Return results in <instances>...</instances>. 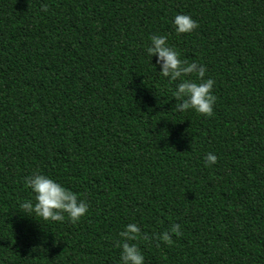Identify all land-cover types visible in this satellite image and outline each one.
I'll return each instance as SVG.
<instances>
[{"label":"trees","instance_id":"obj_1","mask_svg":"<svg viewBox=\"0 0 264 264\" xmlns=\"http://www.w3.org/2000/svg\"><path fill=\"white\" fill-rule=\"evenodd\" d=\"M154 34L205 66L210 116L175 110ZM34 170L85 215L20 207ZM128 223L144 264H264V0H0V264H119Z\"/></svg>","mask_w":264,"mask_h":264},{"label":"clouds","instance_id":"obj_2","mask_svg":"<svg viewBox=\"0 0 264 264\" xmlns=\"http://www.w3.org/2000/svg\"><path fill=\"white\" fill-rule=\"evenodd\" d=\"M174 32L177 34L188 33L197 27V22L185 13H177L172 17ZM145 53L152 59L155 56L154 66H159L158 73L161 77H166L168 82L176 81L172 96L178 103L174 107L177 112H184L188 109L197 114L210 116L216 97L211 89L214 80L211 77L205 78V66L196 61L188 62L181 58L180 53L167 43L165 35L154 34L149 38V44L145 48ZM194 76L195 79H192ZM214 153H206L203 156L204 165L210 166L216 163ZM25 185L34 195L32 200L21 202L20 207L26 212L39 216L45 221H62L66 214L72 222L78 221L88 210V203L85 199L64 187L57 180L43 174L39 170H34L24 178ZM180 225L173 223L171 226L158 234H153V238H158L164 243L171 242L172 234L179 236ZM141 235L140 228L135 223L124 225L123 230L118 232L119 264H144V256L135 241ZM145 238H147L145 236Z\"/></svg>","mask_w":264,"mask_h":264}]
</instances>
